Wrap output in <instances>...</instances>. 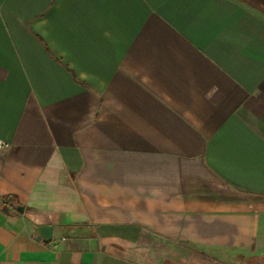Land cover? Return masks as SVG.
<instances>
[{"label":"crops","instance_id":"0c3cea01","mask_svg":"<svg viewBox=\"0 0 264 264\" xmlns=\"http://www.w3.org/2000/svg\"><path fill=\"white\" fill-rule=\"evenodd\" d=\"M0 140V264L263 262L264 0H0Z\"/></svg>","mask_w":264,"mask_h":264},{"label":"water","instance_id":"95a60500","mask_svg":"<svg viewBox=\"0 0 264 264\" xmlns=\"http://www.w3.org/2000/svg\"><path fill=\"white\" fill-rule=\"evenodd\" d=\"M17 209L21 210L20 206H16ZM37 233V239L45 241H50L53 235V226L52 225H37L35 227Z\"/></svg>","mask_w":264,"mask_h":264},{"label":"trees","instance_id":"16d2710c","mask_svg":"<svg viewBox=\"0 0 264 264\" xmlns=\"http://www.w3.org/2000/svg\"><path fill=\"white\" fill-rule=\"evenodd\" d=\"M81 83H83V82H81ZM261 258L262 257H255L254 260H251L248 264H264V261L259 263V260H261Z\"/></svg>","mask_w":264,"mask_h":264},{"label":"built area","instance_id":"2783aa9c","mask_svg":"<svg viewBox=\"0 0 264 264\" xmlns=\"http://www.w3.org/2000/svg\"><path fill=\"white\" fill-rule=\"evenodd\" d=\"M7 145H8L7 142L0 140V148Z\"/></svg>","mask_w":264,"mask_h":264}]
</instances>
